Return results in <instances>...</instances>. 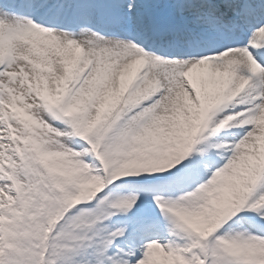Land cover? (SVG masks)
<instances>
[{
  "label": "snow or ice",
  "instance_id": "1",
  "mask_svg": "<svg viewBox=\"0 0 264 264\" xmlns=\"http://www.w3.org/2000/svg\"><path fill=\"white\" fill-rule=\"evenodd\" d=\"M0 264H264V0H0Z\"/></svg>",
  "mask_w": 264,
  "mask_h": 264
}]
</instances>
